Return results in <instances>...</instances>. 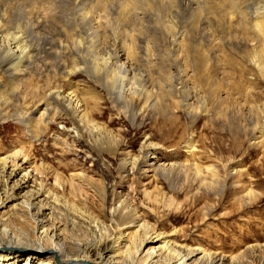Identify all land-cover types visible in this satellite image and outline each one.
<instances>
[{
  "label": "bare ground",
  "instance_id": "1",
  "mask_svg": "<svg viewBox=\"0 0 264 264\" xmlns=\"http://www.w3.org/2000/svg\"><path fill=\"white\" fill-rule=\"evenodd\" d=\"M148 2L159 6L163 29L153 27L144 7ZM256 3L262 9L254 13L245 5ZM120 19L126 21L128 45L119 44L114 34ZM212 20L229 24L222 27L225 36L209 33ZM234 27L238 36L227 35ZM143 33L159 40L160 51L173 54L172 59L168 54L160 60L158 51H144ZM218 51L241 54L264 82V0H0V123L15 121L29 135L20 148L0 153V264H264L262 232L258 240L233 247V252L168 240L150 214L181 207L168 195L180 176L199 190L217 184L216 169L200 167L198 151L190 143L184 154L193 163L162 159L158 146L145 142L137 152L129 150L121 132L101 120L102 109L109 106L133 126L159 103L165 119L179 120L183 113L193 121L200 113L186 91L197 67H178V58L216 59ZM85 70L88 82L78 83ZM218 71L212 75L204 70L205 82L215 85L211 79ZM30 77L46 82L36 83L30 106L17 109L4 98L5 89L24 87ZM214 87L209 89L220 107L222 95ZM12 108L16 116H8ZM54 124L62 130L55 131ZM48 135L60 157L92 159L104 153L108 161L119 162L116 176L125 174L127 189L116 182L109 194L105 181L83 164L45 163L34 144ZM258 135L264 145V130ZM223 173L226 182L228 166ZM144 178L154 179L152 191ZM255 196L249 189L238 201Z\"/></svg>",
  "mask_w": 264,
  "mask_h": 264
},
{
  "label": "rangeland",
  "instance_id": "2",
  "mask_svg": "<svg viewBox=\"0 0 264 264\" xmlns=\"http://www.w3.org/2000/svg\"><path fill=\"white\" fill-rule=\"evenodd\" d=\"M258 4L245 5L250 7L251 10L248 9L250 12L253 11L254 13V10L261 8ZM144 7L151 13L148 16L149 19L153 20V27L163 29V17L159 6L154 3ZM120 20L117 21L120 29L114 34L117 35L115 37L119 38V44L125 43L128 45L129 33L123 28L126 21ZM210 24L211 26L208 29L211 30L209 33L215 34L216 37L214 38L225 36L224 33H221V30L222 27L229 26L228 23L223 22L224 26H221L217 21L212 20ZM234 29L226 34L238 36L239 31L237 30L239 29L235 27ZM143 34L145 37L147 36V42L145 41L146 50L144 51L150 53V55L158 51L157 53L163 57L165 53L160 51L161 46L159 44L161 42L155 40L156 43L154 38L152 39L149 35ZM168 54L169 58L172 59L173 54L166 53L167 56ZM227 54L224 55L218 51L216 55H213L217 56L216 59L209 56V58L205 57L206 61L203 56L197 57L196 55L191 56V58L180 55L178 58V65H176L178 67L186 69L197 67L198 74L192 78L191 83H188L190 85L186 91L193 96L196 112L200 113L199 115L194 114L193 121L189 117L183 116V113L180 115L181 117L179 116V120L165 119L160 112L163 104L159 103L153 108L154 110L149 108L142 120L139 118L133 126L120 113L113 111L109 106L102 109L101 120L110 121L111 128L114 131L121 132L124 138V146L134 152H137L145 142L147 145L158 146L157 152L162 159H176L182 163L186 161L193 163L184 154V148L188 143L194 146L193 149L198 151L196 163L202 168L216 169L218 173L217 184H212V187H202L198 190L197 184L193 185L180 176L178 181H174L176 190L173 193L169 192L168 195L176 197L178 203H181V207L165 208L159 214H150V216L163 227L164 236L175 244L180 243L181 240L183 242L192 241L193 244L206 249L222 247L224 252H233V247H242L245 243L258 240L264 233V229H262L264 228V145L257 139L258 132L264 130V125L262 126L264 121V114L262 113L264 109V82L259 79V75L252 71L251 65L241 57V54L232 55L233 57ZM164 57L159 59L164 60ZM203 60L205 61V68L202 65ZM83 61L85 66H90L89 60ZM147 68L150 67H144V69ZM86 70L77 80L78 83L88 82L87 75L90 73L89 70ZM204 70L211 71V74L212 71L219 70L217 75L211 79L212 82L215 81V85L212 86L209 85V82H205ZM210 75L208 77L213 74ZM157 77L156 75L153 76L154 80ZM44 79L36 80L30 77L24 87L23 85L22 87H14L12 93L10 90L13 88H6L4 98L7 97L5 99L10 104H17V109L20 106L28 107L33 102L36 87L46 82ZM208 80L210 81L209 78ZM221 80L222 82H220ZM216 81L220 83L218 84ZM209 86L212 88L216 86L218 90L220 89L224 102L221 104L222 106L220 105L221 108L219 107L220 101L217 102L216 93L209 89ZM8 110V116H14L13 113L16 109ZM203 110L205 113L202 112ZM170 113L171 111H167V117ZM53 128L59 132L62 130V127L57 124H54ZM28 139L29 135L26 130L15 121L9 119L0 123V153L18 149L21 143L29 142ZM52 140L51 135H48L39 143L34 144L36 155L40 159L43 158L45 163L55 164V161L58 160L66 164H83L87 169L95 171L97 178L105 181L109 194L113 192L116 182L123 183L119 188L127 189L125 174H122L121 177L116 176V168L119 166V162L108 161L104 153H99L100 157L94 155L92 159L78 157V160L71 155L60 157L52 147ZM161 147L162 149H160ZM121 157L122 155L118 159L123 158ZM89 161L93 162V166L90 165ZM227 166L229 167L230 176L224 182L223 172L224 167ZM239 173L242 176L235 180ZM143 180L145 184L149 185L146 186L147 190L152 191L150 185H153L154 179L144 178ZM234 180L236 182H233ZM161 183L162 181L158 186ZM221 185L224 186V190L220 187ZM239 187L240 189H238ZM249 189L255 192V198L239 202V197H242ZM164 190L167 192L166 189ZM141 198L142 195H139L138 201L144 200ZM157 246L160 245L158 243L153 245V247ZM55 262L60 264L57 260Z\"/></svg>",
  "mask_w": 264,
  "mask_h": 264
}]
</instances>
